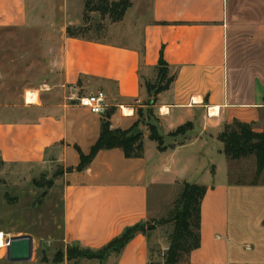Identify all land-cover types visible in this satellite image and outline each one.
Listing matches in <instances>:
<instances>
[{"label":"crops","instance_id":"1","mask_svg":"<svg viewBox=\"0 0 264 264\" xmlns=\"http://www.w3.org/2000/svg\"><path fill=\"white\" fill-rule=\"evenodd\" d=\"M133 8L131 0L118 23ZM82 9V0H0L1 28L44 24L47 39L59 43L43 94L35 91L36 100L25 102L29 113L6 116L7 105L0 104V159L63 167L57 179L63 180L67 244L105 245L150 218L151 188L171 186L178 195L188 182L205 185L206 192L200 246L183 264H264V183L231 181L230 165L238 160L224 155L217 138L234 121L264 129V0H139L134 14L148 16L137 45L111 42L109 35L69 37L66 28L80 24ZM161 59L175 78L151 101L145 83L155 80ZM83 89L105 93L103 113L79 105ZM148 102L163 149L144 127L142 157L102 149L83 170H68L80 162L75 147L87 154L98 139L107 110L113 111L111 128L127 129ZM187 122L190 131L167 135ZM2 240L0 233V247ZM159 242L156 228L138 233L104 264H151L150 244Z\"/></svg>","mask_w":264,"mask_h":264},{"label":"rangeland","instance_id":"2","mask_svg":"<svg viewBox=\"0 0 264 264\" xmlns=\"http://www.w3.org/2000/svg\"><path fill=\"white\" fill-rule=\"evenodd\" d=\"M80 24L85 37L118 44L137 45L148 13L136 16L139 0H133L124 23L101 18L97 12L84 17V0ZM114 23H118L115 25ZM47 25L24 27H0V104L7 105L4 114L24 118L28 107L36 100V92L43 94L45 82L50 78L52 63L59 61L58 40H49ZM111 33V34H110ZM54 74L59 72L55 70ZM36 91V92H35ZM90 93V92H89ZM88 94L80 90L79 95ZM38 101V98H37ZM26 102V103H25ZM149 103V102H148ZM46 169V170H45ZM63 167L53 165L45 168L38 164L0 163V264H57L56 259L65 254L67 243L63 239L62 186L57 179ZM253 156L239 159L230 165V180L247 183H264V169L256 174ZM57 173L56 176H53ZM178 195L171 186L150 189V220L155 224L162 243L150 244L151 264H163L171 243L175 218L174 206ZM30 234L32 256L27 262L11 263L6 259L8 239ZM45 259L47 262L43 263ZM61 263H69L66 258Z\"/></svg>","mask_w":264,"mask_h":264},{"label":"trees","instance_id":"3","mask_svg":"<svg viewBox=\"0 0 264 264\" xmlns=\"http://www.w3.org/2000/svg\"><path fill=\"white\" fill-rule=\"evenodd\" d=\"M131 6V0H84V17L87 19L90 12H97L101 18L107 16L111 22L121 21ZM81 26L69 25L66 34L69 37H85ZM175 78L171 74L165 61L156 66V78L152 82H146V90L150 100L153 101L157 94L167 90ZM151 102L145 110L139 108V119L127 129L111 128L110 117L112 109L104 113L101 120L100 134L96 142L90 147L87 154L79 147H75L80 162L68 170H83L92 161L96 153L102 149L120 148L127 158H139L144 153V127L148 130V137L155 141L158 149H163L164 136L159 132L158 119L155 117ZM146 117V118H144ZM264 118V107H263ZM193 128L191 122H187L169 132L168 136L184 134ZM223 144V153L230 160H239L253 156L256 162V174L264 169V129L261 132L253 130L250 123L234 121L226 124L217 136ZM0 163L3 161L0 159ZM54 173L53 176H56ZM239 182V181H237ZM255 184L256 182H252ZM206 186L197 183L183 182L181 191L175 200L174 218L176 220L166 261L163 264H183L187 255L200 246V205L205 195ZM155 224L150 219L140 221L126 227L119 235L112 238L105 245L93 249L83 247L78 243H68L66 252L55 260L61 264L64 258L69 264L91 262L104 264L111 253H120L126 244L138 233L151 231ZM43 263L47 261L42 260Z\"/></svg>","mask_w":264,"mask_h":264},{"label":"water","instance_id":"4","mask_svg":"<svg viewBox=\"0 0 264 264\" xmlns=\"http://www.w3.org/2000/svg\"><path fill=\"white\" fill-rule=\"evenodd\" d=\"M161 59L159 63H162ZM32 236L24 234L8 239L6 243V259L11 263L27 262L32 256Z\"/></svg>","mask_w":264,"mask_h":264},{"label":"built area","instance_id":"5","mask_svg":"<svg viewBox=\"0 0 264 264\" xmlns=\"http://www.w3.org/2000/svg\"><path fill=\"white\" fill-rule=\"evenodd\" d=\"M106 95L102 90L90 92L78 98V103L82 107L87 108L91 113L101 114L106 107Z\"/></svg>","mask_w":264,"mask_h":264}]
</instances>
